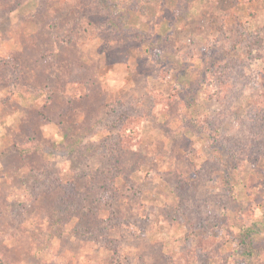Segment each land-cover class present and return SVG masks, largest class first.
<instances>
[{"label": "rangeland", "instance_id": "1", "mask_svg": "<svg viewBox=\"0 0 264 264\" xmlns=\"http://www.w3.org/2000/svg\"><path fill=\"white\" fill-rule=\"evenodd\" d=\"M258 35L264 0H0V264H244L254 222L264 250Z\"/></svg>", "mask_w": 264, "mask_h": 264}, {"label": "trees", "instance_id": "2", "mask_svg": "<svg viewBox=\"0 0 264 264\" xmlns=\"http://www.w3.org/2000/svg\"><path fill=\"white\" fill-rule=\"evenodd\" d=\"M118 26V25H117ZM147 36V43L148 45V49L150 51V56L153 60H155L158 63H161L162 61V53L160 52V48L158 47V43L160 42H155L153 41L150 35H146ZM242 42L243 44H240L239 41H235L232 42V44L229 46V49L227 51L228 55H231L230 53H237L242 54V50L239 46L240 45H245V43L243 41L248 40V41H252L250 40V36H247L245 34L242 35ZM160 39V37L158 38ZM239 39V38H238ZM252 48L255 47H264V36L258 35L255 36L253 38V42L249 43ZM247 45V44H246ZM251 47H249L248 49H245L249 52L252 49ZM234 57V56H233ZM215 69L212 68L211 66H207L205 68V72L211 71L213 72ZM180 93L183 95V97H188L187 94H185L184 91H180ZM185 94V95H184ZM186 99V98H185ZM187 102H190L189 100L186 99ZM194 101H196V99H194ZM194 104V103H193ZM193 107V106H190ZM184 121V129H187L188 127L194 126L196 128V130L198 131V128L201 130V126L198 124L199 121L196 118H193L192 116H188L185 115V118L183 119ZM240 237H239V245L242 248V252L240 253V255L242 256V261L244 264H247V262H252V261H256L257 259H261L264 250L263 248L259 247L256 245L255 242V236L257 235V232L260 230L257 225L258 223L254 222V225H247L245 223L240 224Z\"/></svg>", "mask_w": 264, "mask_h": 264}]
</instances>
